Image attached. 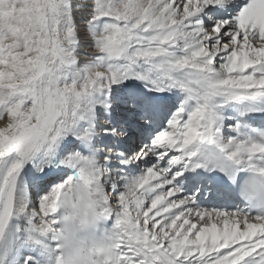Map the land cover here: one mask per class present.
<instances>
[{
	"label": "snow or ice",
	"instance_id": "snow-or-ice-1",
	"mask_svg": "<svg viewBox=\"0 0 264 264\" xmlns=\"http://www.w3.org/2000/svg\"><path fill=\"white\" fill-rule=\"evenodd\" d=\"M0 264H264V0H0Z\"/></svg>",
	"mask_w": 264,
	"mask_h": 264
}]
</instances>
